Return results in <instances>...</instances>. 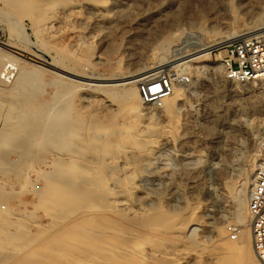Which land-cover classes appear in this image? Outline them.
I'll return each mask as SVG.
<instances>
[{"label": "rangeland", "instance_id": "rangeland-1", "mask_svg": "<svg viewBox=\"0 0 264 264\" xmlns=\"http://www.w3.org/2000/svg\"><path fill=\"white\" fill-rule=\"evenodd\" d=\"M63 2L49 1L45 13L33 12L29 18L25 14L30 8L9 10L0 0V42L11 41L22 51L58 61V66L76 73L120 79L135 69L156 66L163 55L171 60L199 44L218 45L226 34L264 26V0ZM218 46L207 61L192 59L190 69L170 63L161 71L181 91L176 98H163L161 106L145 98V87L135 99L124 90L129 84L108 85L104 91L93 85L82 87L19 55L13 66L19 65L24 73L13 76L15 68L11 69L7 81L0 83V131L4 138L20 135L25 149L34 136L41 145L29 155L0 145V185L7 188L0 192V205H5L0 208V264H130L118 249L105 248L104 231L99 232L112 230L110 221L121 224L122 232L111 231L117 233L116 244L127 251L139 245L144 259L137 264H213L207 250L215 248L218 234L228 236L227 225L241 230L237 214L247 200L244 178L252 159L258 163L264 157V79H224ZM4 61L0 59V66ZM182 74L187 80H180ZM111 88L112 95L107 92ZM117 91L123 92L120 97L114 95ZM135 113L157 126L171 124L170 128L134 148L130 139L137 126ZM125 126L130 131L118 141L120 131L126 134ZM15 137L8 140L12 146ZM103 141L110 144L97 153ZM81 147L83 153H76ZM120 147L133 170L131 193L123 194L121 188L125 177L117 156ZM73 156L81 164L62 175L71 195L54 218L34 191L44 190L54 167ZM28 169L36 173L26 176ZM97 172L108 174V179L96 190L89 179ZM113 179L120 183L114 185ZM108 187L119 198L111 197ZM95 240L100 245L96 249ZM233 241H241V235ZM241 259L249 264L245 256Z\"/></svg>", "mask_w": 264, "mask_h": 264}, {"label": "bare ground", "instance_id": "bare-ground-1", "mask_svg": "<svg viewBox=\"0 0 264 264\" xmlns=\"http://www.w3.org/2000/svg\"><path fill=\"white\" fill-rule=\"evenodd\" d=\"M1 1H4L7 5V7L9 8V10H14V11H22L24 10L25 8H30L31 11L28 13V14H25V16L29 17V18H32V14L33 12H39V13H45L47 11V6L49 4V1H52V3H60V0H1ZM63 2V0H62ZM63 5H64V2H63ZM65 7V5H64ZM27 10V9H26ZM25 11V10H24ZM261 13V12H260ZM93 14V13H92ZM59 16V15H58ZM258 16V15H257ZM31 20V19H30ZM261 24V23H260ZM17 27V26H16ZM16 30V29H15ZM262 30H264V26H261V27H258V28H255V29H251L249 31H246L244 33H240V34H233V33H229V34H226L224 36V38L219 42L220 44L222 43H226L228 42L231 38H234L236 36H246V35H249V34H256V33H259L261 32ZM10 39V38H9ZM37 42V41H36ZM12 42H0V59H4L5 61L2 62V65L0 66V83L1 82H6L10 75H11V69H14L15 68V73H13L12 75L14 76L16 73L17 74H23L24 73V70L19 66L17 65V67L13 66L14 64H16V61H18L19 59V55L20 56H23L25 59H30L31 61H34L36 63L39 64V67H42V66H46V67H49L51 70L55 71L58 73V77L62 80H67L68 82H76L77 85H93L94 88L96 87V89L98 90H103L106 89L104 88L105 86H108V85H111V87H115V86H118V85H125V84H129V86L124 89L125 92H127L126 94L129 95L130 98H134L140 94V90H143V87H146L145 85V82L149 79H153L151 78L152 76L154 75H159L161 73L162 70L166 69L165 67H167L168 65H172L170 63H173L172 67H179L181 69H188L189 67V62L192 60V59H195V58H202L203 61H207L208 57H209V53L211 52V49L215 46H218V45H209V44H199L198 47L196 49H194L193 51H190V52H187V53H179L177 56L173 57L171 60H166V58L164 57V55L162 56L160 54V57H161V60L160 62L154 67L152 66V68H147V69H141V70H133L132 73L129 74V76L125 77V78H100V77H90V76H87V75H83V74H80V73H76L74 71H70L72 69H65L64 67L62 66H58L60 64H57L58 61H55L53 59H50L49 61H46V60H43L33 54L30 53H27L26 51H22L20 50L19 48H16L13 46V43L11 44ZM16 49V50H15ZM33 52V51H32ZM3 54L4 55H8V57H3ZM21 60V59H20ZM52 60V61H51ZM58 60V59H57ZM200 62V61H199ZM30 63V62H29ZM208 64V63H207ZM191 66V65H190ZM203 66V65H202ZM37 71L36 72H39L40 68L35 66ZM171 67V68H172ZM48 69V68H47ZM190 69V68H189ZM11 70V71H10ZM45 70V69H44ZM49 70V69H48ZM168 70V69H167ZM185 70V71H186ZM50 71V70H49ZM164 72V71H163ZM169 72V71H168ZM92 74V73H90ZM95 74V73H94ZM93 74V75H94ZM165 74V72H164ZM98 76V74L96 75ZM155 76V78H156ZM57 77V78H58ZM172 78V77H171ZM259 79H264V77H260ZM58 80V79H57ZM19 82V79L17 80V82H15V85L18 84ZM57 83V82H56ZM65 83V82H64ZM63 83V84H64ZM68 84V83H65V85ZM64 86V85H63ZM68 86V85H66ZM90 86V87H91ZM81 87V88H82ZM109 87V86H108ZM76 88V87H75ZM1 89H3V87H1ZM7 89L9 91H11V87H7ZM114 89V88H113ZM112 88L111 89H107V92L109 94H113L114 93V90ZM95 90V89H94ZM182 90V89H181ZM111 91V92H110ZM65 92V91H64ZM63 92V93H64ZM118 92V91H117ZM123 93V92H122ZM121 91L118 92L117 94L115 93L114 95L116 96H121L122 95ZM108 95V94H107ZM181 95V91L179 88H176L174 87L173 85H171V91L169 92L168 95H166L164 98L165 99H171V98H176L178 96ZM129 103V102H128ZM130 106L132 104V102L129 103ZM171 106V105H169ZM171 110V109H170ZM170 113V112H169ZM9 114V113H8ZM175 114V113H174ZM167 115V114H166ZM176 116V115H174ZM19 122L21 124H23L24 122V119L22 118V116H19ZM6 118V117H5ZM174 119V118H173ZM176 119V117H175ZM7 121V120H6ZM170 121V120H169ZM133 122L135 123L136 126V129L134 131V133L132 134V137H131V144L130 145H134L133 147L135 148V145H137V142H140L141 140L145 139L146 137L150 136V135H158L160 132L163 133L166 132L168 130V128H170V125H163V126H157L155 125L153 122H150V121H145V120H142L141 116L139 113H135L134 114V119H133ZM173 122V121H172ZM5 123V122H4ZM73 124V123H72ZM4 126V125H3ZM69 127L70 129H74L73 126L69 125L67 126ZM168 127V128H166ZM4 128V127H3ZM7 130V128H4ZM10 129V128H9ZM15 129V127H14ZM11 130V129H10ZM124 133L126 134H123V131L121 132L120 131V134H118V141H121L122 139H124L126 137V135L128 134V132L130 131V128L125 126V129H124ZM9 131V130H8ZM6 132V131H5ZM12 133L11 134H14L16 131L12 130L11 131ZM122 133V134H121ZM160 133V134H161ZM20 134V133H19ZM23 134V132H21V135ZM16 135V133H15ZM6 136H8L7 134L5 135V138H4V134H3V129L2 131H0V145L4 146V149L6 148H10V149H15V150H20L21 153H24L25 155L26 154H31L35 148H38L41 143H38V138H36L34 136L33 140H32V143L30 144V146L28 148H23L22 145H21V139H20V135H16L15 139V144L14 146H12L10 144V142H8V140H11L12 138H14L12 135L10 138H7ZM10 136V135H9ZM23 136V135H22ZM93 136V135H92ZM91 135L90 136H87L89 140H91L92 137ZM161 136V135H160ZM86 137V138H87ZM97 138V137H96ZM94 140V139H93ZM103 140V139H102ZM97 142V141H96ZM109 143V142H108ZM108 143H105L104 141L101 142L100 144L98 143V146L96 148L97 150V153L100 152L102 150V148L104 149L105 147H107L109 144ZM88 144L90 145L91 142H88ZM93 144V143H92ZM95 144V143H94ZM108 144V145H107ZM96 145V144H95ZM93 145V146H95ZM114 145H117V144H114ZM11 146V147H10ZM131 147V146H130ZM110 148V147H109ZM84 147H81V148H77V152L76 153H83L84 151ZM133 149V148H132ZM140 149V148H139ZM95 150V149H94ZM134 150V149H133ZM136 150V149H135ZM138 150V149H137ZM56 150L54 149V152ZM103 152V151H102ZM107 152V151H106ZM135 152V151H134ZM43 153V152H42ZM56 153V152H55ZM108 154L109 153H112V152H107ZM73 154V153H72ZM59 155V154H58ZM63 155V154H62ZM97 155V154H96ZM107 156V155H106ZM109 156V155H108ZM118 158H120L122 161H123V167H124V177H125V181H124V186H121L122 188V192L124 194L129 192L130 189L129 187H134V184L129 186L130 184V179H131V172H133L132 170V167L130 165V161H128L126 159V150L123 148V147H120L119 149V152H118ZM29 157V156H26V158ZM65 157V156H64ZM72 157V156H70ZM78 158V157H77ZM18 159V158H17ZM22 159V158H21ZM24 159V158H23ZM22 159V160H23ZM32 159V158H31ZM65 159V158H64ZM21 160V161H22ZM58 160V159H57ZM61 160V159H60ZM92 160V159H91ZM110 160V159H109ZM120 161V160H119ZM36 162V161H35ZM121 162V161H120ZM14 163V162H13ZM61 165H56L54 168V172L53 173V176L52 177H49L47 179H45V186H44V190L43 188H36L35 189V193H37L39 195V198L41 201H43L44 205H45V209L47 208L48 210V213L49 215H51L52 217L55 218V216H57V212H59V206L61 205L60 209L62 208L63 206V201L65 200V197H68L69 195H71V190L69 188V186L65 185V184H69V182H65V181H62L61 180V177L62 175H65V172L73 167L74 165H79L81 163H79L73 156L72 159L70 160H61ZM93 163V162H92ZM10 164V163H8ZM19 164V163H18ZM24 164V163H23ZM17 165V164H15ZM29 165V164H28ZM257 165V161H253L252 159V162L249 164V170L244 178V181H245V186H247L248 188V191L250 189V186H251V183H252V178L254 176V173H255V170L253 169V166ZM21 166V165H20ZM24 166V165H23ZM41 166V165H40ZM5 167V166H4ZM15 167V166H14ZM22 167V166H21ZM26 167H29V166H26ZM27 169V168H26ZM14 172L17 171V167H15V169H12ZM19 170V169H18ZM1 171V169H0ZM28 172L26 173V176L27 175H32L34 173H36V170L35 169H28L27 170ZM122 171V170H121ZM18 172V171H17ZM16 172V173H17ZM107 172V171H106ZM122 173V174H123ZM131 174V175H130ZM105 175V174H104ZM104 175H102L101 173H95L94 175H90V183L92 184V187L93 188H97V187H100L102 185H106V178L108 177V174H107V177H105ZM47 176V175H45ZM115 177V176H114ZM119 177V176H118ZM111 178V177H110ZM123 178V177H122ZM24 179V178H23ZM64 179V178H63ZM67 179V178H66ZM108 179V178H107ZM112 179V178H111ZM114 181H111V183H114V185H116V183L118 181H120L119 179H113ZM24 181V180H23ZM43 183V182H42ZM120 183V182H118ZM14 184V183H13ZM31 184V183H30ZM107 185H110V184H107ZM113 185V184H112ZM227 186H229L227 184ZM34 187V186H33ZM68 187V188H67ZM104 187V186H102ZM46 188V190H45ZM107 188V187H106ZM108 193L111 197L113 198H119V195H117L110 187H108ZM120 188V189H121ZM232 188V187H231ZM21 189V188H20ZM94 189V191H95ZM115 189V188H114ZM28 190V189H27ZM97 190V189H96ZM5 191H7V188L0 185V192L3 194L5 193ZM132 191V190H131ZM131 191L129 193H131ZM230 191V190H229ZM107 193V194H108ZM121 193V192H120ZM106 194V193H105ZM106 197V196H105ZM110 197V198H111ZM125 197V196H123ZM246 198H248V194L246 196ZM80 199V198H79ZM127 199V198H125ZM97 200V199H95ZM118 200V199H117ZM122 200V199H121ZM129 200V199H128ZM242 200V199H241ZM244 201V200H243ZM84 202V201H83ZM100 202V200H99ZM122 202V201H121ZM105 203V202H104ZM131 203V202H130ZM132 204V203H131ZM107 205V204H106ZM105 206V205H104ZM108 206V205H107ZM126 206V205H125ZM129 206V205H128ZM132 206V205H130ZM243 206V210L241 212H239L237 214V222L241 225V230H240V233L239 235H241V241H233L231 240L228 236L227 237H224L223 235L221 236L220 234H218V238L216 239L217 240V243H216V246L215 248H213L212 250L208 249L207 251L211 252L210 255H209V258L211 260V262L213 264H243V260L241 259L243 256L246 257V259H248V262L249 264H262L261 261L259 260V258L257 257L256 255V252L254 250V247H253V244H252V234H251V229H250V223H249V216H248V212H247V200L246 202H244V205ZM5 205H0V208H4ZM103 207V206H102ZM241 207V206H240ZM109 208V207H108ZM75 209V208H74ZM77 209V208H76ZM100 209V208H99ZM105 209V208H104ZM107 209V208H106ZM137 210V207L135 208ZM194 209V208H193ZM192 209V210H193ZM93 210V209H92ZM97 210V209H96ZM80 211V210H79ZM106 212V211H105ZM68 213V212H67ZM73 213V212H72ZM82 214V213H81ZM84 214V213H83ZM59 215V214H58ZM64 215V214H63ZM50 216V217H51ZM65 216V215H64ZM73 216V215H72ZM58 217V216H57ZM66 217V216H65ZM71 217V216H69ZM106 217V216H104ZM68 218V217H67ZM5 219V218H4ZM60 219V218H59ZM105 221H107V219H105ZM185 221V220H184ZM64 222V221H63ZM185 223V222H184ZM183 223V224H184ZM187 223V221H186ZM107 224V223H106ZM110 224V227L112 228V230H106L105 231V228L103 230H101L99 233H104L105 235V238L106 240L103 242L105 243V248H109L111 251L112 249L116 248L118 249L117 250V253L120 255H127V257L129 258L128 260H126V262L128 261V263L130 264H137L138 262H140L142 259L144 258H141L139 255H140V248H139V245L138 244H135L134 247H130L131 249L130 250H125L124 247H121L120 245L116 244L115 241H113V238L117 235L118 232H122V228H121V224L117 223L116 221H110L109 222ZM51 225V224H50ZM55 225V223H54ZM53 225V226H54ZM52 226V227H53ZM59 226V225H58ZM57 226V227H58ZM85 227V226H84ZM105 227V224L104 226ZM106 227H109V226H106ZM123 227V226H122ZM142 227V226H141ZM190 227V225H189ZM188 228V227H187ZM53 229V228H52ZM190 229H195V227H190ZM117 231V233H112L111 235V231ZM133 230V229H132ZM144 230V229H143ZM158 230V229H157ZM191 230V231H192ZM110 235H109V234ZM134 233V232H132ZM131 233V234H132ZM223 233V232H222ZM90 234V233H89ZM98 235H102V234H98ZM126 236V235H125ZM45 237V236H44ZM101 237V236H100ZM98 237V238H100ZM30 238V237H29ZM16 239V238H14ZM43 239V238H42ZM97 239V238H95ZM98 240V239H97ZM95 240V241H97ZM103 241V240H102ZM214 242V241H213ZM126 243V242H125ZM157 243V242H156ZM123 244V243H122ZM21 246V244H19ZM214 245V244H213ZM212 245V246H213ZM162 246V245H161ZM100 247L99 245V242H95L93 244V248L96 249ZM78 248V247H77ZM104 248V249H105ZM185 248V247H184ZM212 248V247H211ZM79 249V248H78ZM155 249V248H154ZM166 249V248H165ZM83 250V249H82ZM181 250V249H180ZM183 250V249H182ZM153 251V250H152ZM170 251V250H169ZM76 252V251H75ZM106 253V252H105ZM175 253V252H174ZM179 253V252H178ZM208 253V252H207ZM13 254V253H12ZM62 254V253H61ZM107 254V253H106ZM171 254V253H170ZM200 254V253H199ZM15 255V254H14ZM94 255V254H92ZM143 255L142 257H144V254H141ZM173 255V253H172ZM184 255V254H183ZM73 256V255H72ZM77 256V255H76ZM79 256V255H78ZM153 256V255H152ZM170 256V255H169ZM1 257V256H0ZM120 257V256H119ZM173 257V256H172ZM76 258V257H75ZM74 258V259H75ZM111 258V257H110ZM109 258V259H110ZM123 259L125 257H122ZM77 259V258H76ZM84 259V258H83ZM168 259V258H167ZM90 260V259H88ZM111 260V259H110ZM6 261V260H5ZM104 261V260H103ZM246 261V260H245ZM143 262V261H142ZM6 264V263H5ZM87 264V263H86ZM104 264V263H103ZM113 264V263H112ZM248 264V263H247Z\"/></svg>", "mask_w": 264, "mask_h": 264}, {"label": "built area", "instance_id": "built-area-1", "mask_svg": "<svg viewBox=\"0 0 264 264\" xmlns=\"http://www.w3.org/2000/svg\"><path fill=\"white\" fill-rule=\"evenodd\" d=\"M222 67L224 79L233 82H248L264 77V31L231 38L215 48ZM221 52V53H220ZM181 81L187 80L182 74ZM178 78V77H177ZM145 98L156 106L171 91V76L159 74L145 82ZM247 212L249 216L252 244L257 257L264 264V157L259 159L248 191ZM226 232L235 240L240 233L237 225H227Z\"/></svg>", "mask_w": 264, "mask_h": 264}]
</instances>
